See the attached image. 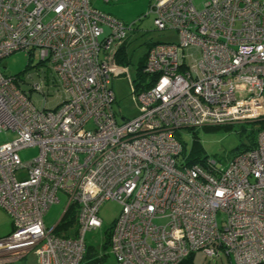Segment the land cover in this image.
<instances>
[{
	"label": "built area",
	"instance_id": "built-area-1",
	"mask_svg": "<svg viewBox=\"0 0 264 264\" xmlns=\"http://www.w3.org/2000/svg\"><path fill=\"white\" fill-rule=\"evenodd\" d=\"M148 9L178 42L148 45L138 82L129 80L138 114L119 124L111 83L129 74L117 57L135 23L90 0H0V63L23 52L53 75L25 92L0 68V135L15 136L0 145V208L12 218L0 264L29 253L37 264H83L106 202L121 208L104 243L118 264H180L198 252L264 264V0H150ZM52 93L65 98L49 109ZM254 122L253 150L187 166L177 131ZM30 147L39 153L22 163ZM59 194L66 207L46 228ZM69 208L75 223L60 226Z\"/></svg>",
	"mask_w": 264,
	"mask_h": 264
},
{
	"label": "rangeland",
	"instance_id": "rangeland-1",
	"mask_svg": "<svg viewBox=\"0 0 264 264\" xmlns=\"http://www.w3.org/2000/svg\"><path fill=\"white\" fill-rule=\"evenodd\" d=\"M203 0H194L197 8H200ZM91 5L99 13L114 18L115 20L131 25L135 23V32L123 46L119 54L123 53L127 63L125 67L129 68L128 75L114 77L111 83V89L114 94L115 103L113 109L116 113V119L119 124L124 121L134 119L138 114V106L132 96L129 80L136 84L138 64L144 59L148 50V44L152 43H177L178 36L173 31H157L153 24V17L147 15L150 0H118L116 2L105 3L102 0H90ZM141 20L139 21V19ZM142 67V65H140ZM140 67V68H141ZM1 70L7 76H18L24 84L22 90L29 92L30 85L41 82L49 84L52 73L47 66L39 63L38 56L28 58L23 52H17L2 60ZM48 97L46 107L54 108L60 101L64 100V94L56 95L52 93ZM31 100L36 108L43 107L40 96L31 94ZM260 123H243L233 126L202 127L199 129H182L177 131L176 136L183 143L185 153L188 156L192 149L199 152L203 157H210L225 165L232 159L236 152L255 139L256 131ZM254 130V131H253ZM15 138L14 134L6 133L0 135V145L9 142ZM39 151L37 147H30L19 152V158L22 163H28L37 157ZM59 203L49 207L43 217L46 228L53 227L61 217L65 207L66 198L59 194ZM120 205L115 202L104 203L99 210V218L102 225L99 229L87 232L85 242L94 254H105L102 264H118L114 256L111 255L108 248L104 249L105 237L114 220L120 213ZM12 230V218L0 208V239L6 237ZM194 264H231L232 262L225 256L209 259L202 252H198L193 258ZM231 262V263H230ZM8 264H37V259L33 253H29L21 259L13 260Z\"/></svg>",
	"mask_w": 264,
	"mask_h": 264
},
{
	"label": "trees",
	"instance_id": "trees-1",
	"mask_svg": "<svg viewBox=\"0 0 264 264\" xmlns=\"http://www.w3.org/2000/svg\"><path fill=\"white\" fill-rule=\"evenodd\" d=\"M149 45V44H148ZM121 52H123V47L121 48ZM122 54L121 53V56H118L117 57V62L120 63V64H126L127 63V60L126 58H123L122 57ZM144 63V59L141 61V63H139V65H143ZM142 68V67H141ZM262 125V123H261ZM259 126L258 127V130L256 131V136L258 135V132L260 131V129L262 128V126ZM254 131V130H253ZM256 139L257 137H255V139H252L250 141V143L248 145H246L242 151H238L236 152V154H239V153H242V152H245V151H250V150H253L255 147H256ZM182 146H183V157L186 158V164L187 166H191L193 164H196V163H199L201 162L202 160L206 159L207 157H203L199 152H196L194 149H192L191 153L187 156L186 153H185V148H184V145L182 143ZM75 223V216H74V209L72 208H69L65 214V216L63 217V221L61 223L60 226H63V227H66V226H72L73 224ZM106 244V242H105ZM104 244V245H105ZM196 253H193L191 255H189L187 258H185L180 264H194L193 262V258H194V255ZM96 254H94V252L92 251V249L90 247H88L87 251H86V254H85V257H84V263L83 264H102V261L103 260H99L97 259L96 257ZM222 256V255H221ZM206 257V256H205ZM208 258V257H207ZM220 258V257H219ZM210 259V258H209ZM217 259V258H216ZM215 259V260H216ZM231 263V262H230ZM232 264V263H231Z\"/></svg>",
	"mask_w": 264,
	"mask_h": 264
}]
</instances>
